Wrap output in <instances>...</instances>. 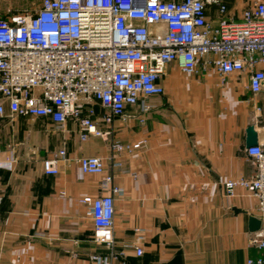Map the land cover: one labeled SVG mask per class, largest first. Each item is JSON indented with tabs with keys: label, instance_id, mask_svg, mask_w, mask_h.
<instances>
[{
	"label": "crops",
	"instance_id": "0c3cea01",
	"mask_svg": "<svg viewBox=\"0 0 264 264\" xmlns=\"http://www.w3.org/2000/svg\"><path fill=\"white\" fill-rule=\"evenodd\" d=\"M224 3L226 16L239 21L245 9L264 0ZM207 14L215 24L216 9ZM159 83L164 94L148 99V112L127 107L112 125L99 124L110 136L86 142L72 121L57 131L46 118L8 111L0 117V264H94L92 256L111 264L264 260V251L250 245L256 232L249 231L248 216L234 212L257 217L264 231L255 200L241 188L233 197L223 190L225 181L255 173L245 131L253 125L258 144H264V91L252 95L246 73L222 81L202 64L187 75L170 63ZM115 140L144 142L131 152H116ZM62 149L66 158L58 174H44L42 161ZM90 156L103 160L105 172L123 190L115 198L111 251L93 243L92 221L79 202L101 194L100 177L82 173L77 163ZM138 237L141 257L132 248Z\"/></svg>",
	"mask_w": 264,
	"mask_h": 264
},
{
	"label": "built area",
	"instance_id": "2783aa9c",
	"mask_svg": "<svg viewBox=\"0 0 264 264\" xmlns=\"http://www.w3.org/2000/svg\"><path fill=\"white\" fill-rule=\"evenodd\" d=\"M210 8L218 13L215 24L208 19ZM226 14L224 0H41L31 15L0 20V117L8 111L10 116L46 118L57 131L72 121L81 142L108 137L111 130L102 131L99 124L112 125L131 106L148 112V99L164 94L160 77L173 62L187 75L197 73L201 64L211 66L222 81L246 73L256 96L264 91V4L245 9L239 21ZM143 142L115 140L112 149L131 152ZM246 152L254 175L225 181L224 195L244 189L264 218V144ZM65 158L62 149L44 159V174L57 175ZM77 163L82 173L100 177L101 194L79 202L92 221L93 243L111 251L115 198L123 190L113 184L100 157H81ZM139 241L132 245L137 257L143 255ZM250 245L264 251L263 230ZM90 260L111 264L101 256Z\"/></svg>",
	"mask_w": 264,
	"mask_h": 264
},
{
	"label": "rangeland",
	"instance_id": "374dc122",
	"mask_svg": "<svg viewBox=\"0 0 264 264\" xmlns=\"http://www.w3.org/2000/svg\"><path fill=\"white\" fill-rule=\"evenodd\" d=\"M41 0H0V20L13 15H31Z\"/></svg>",
	"mask_w": 264,
	"mask_h": 264
},
{
	"label": "water",
	"instance_id": "95a60500",
	"mask_svg": "<svg viewBox=\"0 0 264 264\" xmlns=\"http://www.w3.org/2000/svg\"><path fill=\"white\" fill-rule=\"evenodd\" d=\"M262 85L264 87V80L262 82ZM245 133H246L245 148L250 149L252 147H255L258 144L257 132L255 130V127L253 125L248 126L246 128ZM234 212L235 213H244L248 216V229L250 232L255 233V232L260 231L261 222L257 217H255V216H253V215H251L245 211L238 210V209H234Z\"/></svg>",
	"mask_w": 264,
	"mask_h": 264
}]
</instances>
